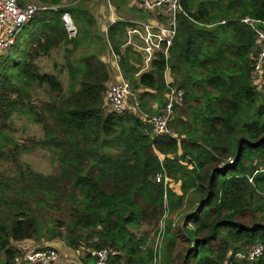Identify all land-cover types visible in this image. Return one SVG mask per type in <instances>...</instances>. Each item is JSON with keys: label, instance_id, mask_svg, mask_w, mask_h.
Listing matches in <instances>:
<instances>
[{"label": "trees", "instance_id": "1", "mask_svg": "<svg viewBox=\"0 0 264 264\" xmlns=\"http://www.w3.org/2000/svg\"><path fill=\"white\" fill-rule=\"evenodd\" d=\"M21 1L47 9L0 54V160L13 154L19 168L0 175V264H15L25 241L57 240L84 249L82 264H97L94 252L104 248L114 251L108 264H264V256H238L264 246V73L260 90L252 78L257 35L242 22L264 23V0H184L170 58L157 56L146 72L141 55L123 50L128 23L111 25L105 41L93 0ZM59 49L68 92L37 63ZM107 50L138 108L107 109ZM43 86L54 101L39 109L30 101ZM169 87L184 100L171 133L155 136L144 118L167 104ZM13 115L43 127L37 146L54 154L56 173L22 168L26 149L12 134ZM159 222L155 248L159 232L150 245L139 231Z\"/></svg>", "mask_w": 264, "mask_h": 264}, {"label": "built area", "instance_id": "2", "mask_svg": "<svg viewBox=\"0 0 264 264\" xmlns=\"http://www.w3.org/2000/svg\"><path fill=\"white\" fill-rule=\"evenodd\" d=\"M183 1L131 0V7L146 13L148 18L124 21L128 23L124 48H131L141 55L143 72L152 68V63L157 56L163 55L167 60L170 58V52L178 33L179 18L183 14ZM46 9V7H39L32 3H23L21 0H0V54L13 47L24 27L39 11ZM53 9L57 10V8ZM63 22L70 37H74L76 28L69 13L63 15ZM242 22L250 25L257 35V54L253 58L252 78L260 86L264 73V29H260L258 25H264V23L249 18ZM119 72L121 73L120 68ZM183 100L184 92L182 90L169 87L167 104L157 115L144 118L155 136L171 133L169 125L173 120L175 107L182 104ZM129 101H132L131 105L128 104ZM105 104L110 111L116 113H122L127 108H138L131 83L124 79L122 74L120 79L108 88ZM157 181H161V176L157 178ZM163 226V224L160 226L157 235L159 237H162L164 233ZM157 246L158 244L155 248ZM19 251L20 255L15 259V264H64L66 262L63 255L54 247L46 246L35 249L24 244L19 246ZM76 253L79 254L80 252L76 251ZM113 254L114 251L111 248L94 252L97 264H108L109 258ZM238 256L249 261H255L264 256V246L257 244L251 247L247 253Z\"/></svg>", "mask_w": 264, "mask_h": 264}, {"label": "rangeland", "instance_id": "3", "mask_svg": "<svg viewBox=\"0 0 264 264\" xmlns=\"http://www.w3.org/2000/svg\"><path fill=\"white\" fill-rule=\"evenodd\" d=\"M33 4V3H32ZM117 10H120L117 5L114 4V1L111 2ZM121 5V10H122ZM108 58L110 56L108 55ZM112 59V58H111ZM37 63L40 67V70L43 74H54L56 75L61 83L65 92H68L69 87V76L68 72L64 67L65 58H64V50H54L50 57H41L37 59ZM262 85L258 88L261 90ZM54 101V95L49 93L46 86L36 87L32 91V99L31 104L38 107L39 109L44 108L46 103H52ZM132 101H129L128 104L131 105ZM109 110V108L107 107ZM106 109V110H107ZM107 110V111H108ZM13 136L16 141L24 146L26 150H24L21 154L20 161L22 162L23 169H32L36 172H39L43 175H51L56 173L57 165L53 164L54 154L45 148L37 146L39 141L44 139V129L40 124L35 123L31 117L23 116V115H13ZM19 173V168L17 163L15 162L14 155L11 154L8 160H0V175L4 177V179H8L13 177ZM163 224V222H159L158 224L146 225L140 229V233L149 234L150 237V245L153 244V239L156 234L159 232V227ZM161 236H157L155 238V243L159 245V241ZM60 242V241H59ZM43 243V242H41ZM41 243L34 242L29 244L32 248L40 249ZM47 243V242H44ZM63 243V242H62ZM35 244L40 245L38 248ZM24 245V243L19 244L18 246ZM28 245V244H26ZM17 246V245H16ZM68 248V247H67ZM80 253L77 254L76 251L73 252L70 248L65 251H59L61 255L65 258L64 264H80L82 257L84 255V250H80ZM2 257V256H1ZM82 262V261H81Z\"/></svg>", "mask_w": 264, "mask_h": 264}, {"label": "crops", "instance_id": "4", "mask_svg": "<svg viewBox=\"0 0 264 264\" xmlns=\"http://www.w3.org/2000/svg\"><path fill=\"white\" fill-rule=\"evenodd\" d=\"M113 1L115 5L116 3L122 5V10L121 8H119L120 10H117V8L111 4V2ZM90 11L98 21L100 32L107 43L108 29L111 25H113L115 21L124 22L126 20H142L148 18V15L146 13H143L140 10L131 7V0H93L90 6ZM125 49L126 48H124L123 46V50ZM108 55L110 56V58H108ZM102 59L109 65L111 70V80L108 84V86L110 87L120 79L121 73L119 72L118 57H115L112 51L110 52V50H107ZM23 243L29 245L31 243L34 244V241H25ZM35 245L40 248V245ZM41 245L54 247L60 252L68 249L67 246L62 243V241L59 242L58 240L49 243H43ZM80 264H82L81 261Z\"/></svg>", "mask_w": 264, "mask_h": 264}, {"label": "water", "instance_id": "5", "mask_svg": "<svg viewBox=\"0 0 264 264\" xmlns=\"http://www.w3.org/2000/svg\"><path fill=\"white\" fill-rule=\"evenodd\" d=\"M262 140H264V138H262L260 141H262ZM245 141H246L245 138L239 139V141H238V151H237V155H236L235 160L233 161V163H235V162L240 160L241 155L243 153V145H244Z\"/></svg>", "mask_w": 264, "mask_h": 264}]
</instances>
